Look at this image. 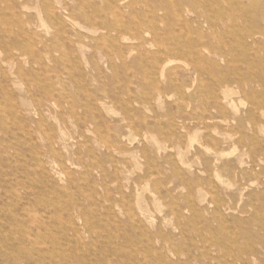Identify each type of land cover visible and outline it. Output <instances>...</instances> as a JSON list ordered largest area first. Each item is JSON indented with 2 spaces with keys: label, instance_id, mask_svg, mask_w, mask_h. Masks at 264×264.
Instances as JSON below:
<instances>
[{
  "label": "rangeland",
  "instance_id": "1",
  "mask_svg": "<svg viewBox=\"0 0 264 264\" xmlns=\"http://www.w3.org/2000/svg\"><path fill=\"white\" fill-rule=\"evenodd\" d=\"M0 264H264V0H0Z\"/></svg>",
  "mask_w": 264,
  "mask_h": 264
},
{
  "label": "bare ground",
  "instance_id": "2",
  "mask_svg": "<svg viewBox=\"0 0 264 264\" xmlns=\"http://www.w3.org/2000/svg\"><path fill=\"white\" fill-rule=\"evenodd\" d=\"M223 1V0H222ZM118 25V24H117ZM161 38V37H160ZM7 115V114H6Z\"/></svg>",
  "mask_w": 264,
  "mask_h": 264
}]
</instances>
